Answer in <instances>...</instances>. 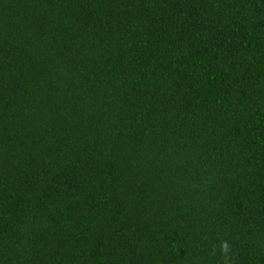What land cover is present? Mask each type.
Masks as SVG:
<instances>
[{"label":"trees","instance_id":"16d2710c","mask_svg":"<svg viewBox=\"0 0 264 264\" xmlns=\"http://www.w3.org/2000/svg\"><path fill=\"white\" fill-rule=\"evenodd\" d=\"M0 264H264V0H0Z\"/></svg>","mask_w":264,"mask_h":264},{"label":"clouds","instance_id":"9594fccd","mask_svg":"<svg viewBox=\"0 0 264 264\" xmlns=\"http://www.w3.org/2000/svg\"><path fill=\"white\" fill-rule=\"evenodd\" d=\"M224 250L227 251V245H224Z\"/></svg>","mask_w":264,"mask_h":264}]
</instances>
